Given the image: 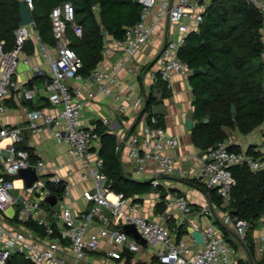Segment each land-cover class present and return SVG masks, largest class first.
Here are the masks:
<instances>
[{"label": "built area", "instance_id": "1", "mask_svg": "<svg viewBox=\"0 0 264 264\" xmlns=\"http://www.w3.org/2000/svg\"><path fill=\"white\" fill-rule=\"evenodd\" d=\"M139 1L144 5L140 20L126 26L122 38H115V44L122 52L120 56L105 69L94 67L88 75L79 72L82 59L70 46L66 34L69 24L75 34H82V26L75 23V9L71 1L54 6L50 12L54 43L40 40L39 52L48 64V75L41 87L36 82L25 85L14 78L24 43L31 36L32 23L18 26L12 48L6 49L0 43V115L7 108L4 103L6 96L12 95L18 101L33 100L41 94V90L52 105L60 107V112L55 115L43 106H23L26 114L24 124L0 126V142L5 137L10 139L0 146V264H8L14 254L23 255L33 264H109L111 259H122L126 251H137L142 245L165 264H238L233 260L227 240L213 222L193 224V229L200 230L203 235L201 247L194 248L178 238L160 220L139 213L137 201L111 187L103 169L102 157L99 154L92 157V145L100 135L83 125L82 114L86 103L82 96L83 84L93 82L96 91H102L118 102L116 109L119 113L126 112L125 100H129L130 96L115 92L111 84L126 65V59L134 56L151 36L159 17L166 15L181 34L167 40L155 65L147 68L152 81H162L171 89L172 72L190 74L192 71L178 51L185 35L202 20V11L209 0H176L173 3L161 0L155 17L150 21L146 19L147 14L157 0ZM251 1L258 3L264 13V1ZM25 3L32 9L33 0H25ZM111 49V45L104 44L103 55H107ZM260 55L264 60V48ZM33 72L39 75L42 70L39 65H34ZM71 80H78L81 84L74 86ZM95 93L90 89L87 95L90 98ZM147 96L144 94L134 99L133 104L138 110L144 107ZM101 120L104 124L110 123L107 116ZM51 124L56 125L53 128L54 138L58 142L68 143L69 153L82 158L87 165L86 176L92 179L93 185L83 191V196L89 202L84 210L76 211L66 200L70 183L62 176L52 174L47 180L40 177L39 170L44 167L41 159L34 164L37 179L30 186L22 183L20 188L23 192L16 191L19 187L15 184L14 174L20 168L33 165L30 153L18 146L23 140V132L40 131ZM228 141L220 140L209 146L195 174L207 189L217 190L222 197V206L229 204L232 198V187L236 182L232 173L234 165L247 162L253 170L264 169V139L256 147L262 152L257 157L247 155L243 150L231 149ZM123 142L128 145V153L136 161L135 172L138 175L145 176L149 160L157 164L149 178L152 186L160 185L162 175L183 173L182 168L175 164L172 154L178 145V138L166 132L156 115L147 117L139 132L121 138L117 149ZM2 149L5 153H1ZM49 182L61 185L62 191L54 193L48 186ZM50 194H56L54 203L46 199ZM164 200L166 206H175L184 215L192 209L182 193ZM12 206L19 207L9 218L4 213ZM202 213L214 216L211 202L203 206ZM121 220L136 227L143 243L130 237L120 226ZM220 222L226 228L232 224L235 235L244 243L250 224L247 219L225 210ZM259 241L258 250L263 258L252 260L251 264H264V234L260 235ZM103 242L109 246L103 245Z\"/></svg>", "mask_w": 264, "mask_h": 264}, {"label": "crops", "instance_id": "2", "mask_svg": "<svg viewBox=\"0 0 264 264\" xmlns=\"http://www.w3.org/2000/svg\"><path fill=\"white\" fill-rule=\"evenodd\" d=\"M160 1L157 0L156 4L148 11L146 18L148 21L155 17ZM168 1L173 3L176 0ZM31 23L32 32L30 38L33 40V50L32 52H26L25 50L21 52V59L14 78L22 84L32 85L36 82L41 87L48 75V64L39 52V43L43 39L35 27L34 21ZM192 29H198V25H193ZM261 32L264 40V24ZM180 34L176 24L171 22L166 15L159 17L151 36L143 47L134 56L126 59V65L120 69L117 79L111 84L115 92L130 96L129 100H125L127 104L126 112L119 113L116 109L118 102L114 98L104 94V92L96 91L93 82L88 81V83L83 84L82 96L86 99V103L83 108L82 122L84 126L92 129L105 126L107 132L115 134V152L117 153L123 173L139 181L149 180L153 175L154 169L157 168V164L149 160L146 163L145 176H140L135 172L136 161L129 155L128 145L123 142L117 149V144L121 138H126L132 133L139 132L142 125L146 122L147 113L141 115V111L133 104L137 96L152 94L159 102H162L165 107V113H156L154 110L152 112L153 115L157 116L158 122H161L159 124L165 128L166 132L178 138V145L172 150V154L175 158V164L182 168L183 173L162 175L158 187L151 185L150 190L137 193L129 198L137 201L139 213L149 218L160 220L163 224L169 226L176 236L180 234L178 237L194 248L201 247L202 243L197 242L192 236V231L194 230L193 224L198 223L203 225L207 222H213L227 240L232 250L231 255L233 260L238 264H251L252 260L263 258V254L258 250V245L260 243V235L264 234V214L258 217L249 229L248 237L243 243L232 230V224H229L228 228L221 224V217L225 212L224 206L212 200L210 194L198 180H188L195 177L198 165L202 161L206 150L197 145L193 136V127L188 128L186 123L187 113L190 109H193L194 97L189 78L192 71L190 74L172 72V88L170 89L165 86V90L169 91V93L163 95V87L152 81L147 70L149 66L155 65L157 56L166 41L177 38ZM104 44L111 45L112 49L104 56L102 48L101 58L95 66L100 69H105L110 62L116 60L122 53L115 44V38L108 33L104 35ZM34 65L40 66L42 70L41 74H34ZM70 83L74 86L81 84L78 80H71ZM90 89L95 90L96 93L93 97L89 98L87 93ZM4 103L7 108L0 115V126L5 124H24L26 114L23 106H43L55 115L60 112V107L52 105L42 90L41 94L33 100L18 101L12 95H8L4 98ZM105 116L109 118V124L102 122L101 119ZM55 126V124H51L45 126L40 131L25 130L23 132V139L26 141L25 143L21 141L18 146H22L21 148L26 149L30 153V161L33 163V166L37 159H41L44 162V167L39 170L40 177L47 180L50 175L58 174L70 183L66 200L72 204L76 211H81L89 205V202L83 196V191L92 187L93 181L90 177L86 176L88 168L84 160L69 153L68 143L58 142L54 138L53 128ZM228 133L226 140H229V144L237 145L241 150L246 152L249 145H258L263 140L264 122L248 133H242L237 127L228 129ZM9 140L8 137L3 138L0 146H4ZM100 147L101 141L99 137L92 145V157L99 154ZM1 153H5V150L2 149ZM13 178L15 179V184L19 187L16 191L23 192V189L20 188L22 183H24L23 178L14 176ZM58 185L56 183H48V186L54 193L57 191L53 187ZM177 193L184 194L191 204L192 209L186 215L182 214L175 206H166L165 204L164 199L166 197L174 196ZM207 202L212 203L214 216L213 214L205 215L202 213L203 206ZM18 207H9L6 210L7 214L4 213L5 216L11 218L16 213ZM120 226L128 232L130 237L143 243L133 224L121 220ZM103 245L109 246L107 242H103ZM128 255L122 259H111L109 264H165L161 263L158 256L153 255L152 251L144 245L137 251H131Z\"/></svg>", "mask_w": 264, "mask_h": 264}, {"label": "trees", "instance_id": "3", "mask_svg": "<svg viewBox=\"0 0 264 264\" xmlns=\"http://www.w3.org/2000/svg\"><path fill=\"white\" fill-rule=\"evenodd\" d=\"M64 1L72 2L75 23L82 26L81 35L75 34L71 24L66 34L70 46L82 59L79 72L83 75H88L100 60L105 33L122 38L125 27L139 21L144 8L139 0H33V21L46 42L55 41L50 12ZM19 24L18 0H0V43L6 49L14 46ZM263 24L264 13L255 1L209 0L202 11L198 29H191L185 35L178 53L191 69L203 67L212 61L206 71L189 75L194 97L193 136L197 145L204 150L220 140H226L228 129L237 127L242 133H248L264 122V60L260 55L264 48ZM33 46V40L29 38L23 50L32 52ZM158 84L163 86V95H167L169 91L165 90L164 83L159 81ZM158 102L149 94L141 115L147 113L148 118L153 115V106ZM232 103L235 111L230 109ZM205 118L208 121L205 122ZM94 130L100 135L99 155L111 187L122 191L126 197L150 190V180L139 181L123 173L115 152V134L107 132L105 126ZM257 146L249 145L246 154L255 157L261 155L262 152L255 148ZM229 147L241 150L234 144ZM232 173L236 182L232 187L231 201L224 209L249 221L246 239L249 229L264 214V169L253 170L245 162L234 165ZM188 180L197 181V178ZM53 188L59 193L63 189L61 185ZM204 188L212 200L221 204L222 197L216 189ZM129 253L126 251L124 255ZM8 264L33 263L21 254H14Z\"/></svg>", "mask_w": 264, "mask_h": 264}, {"label": "water", "instance_id": "4", "mask_svg": "<svg viewBox=\"0 0 264 264\" xmlns=\"http://www.w3.org/2000/svg\"><path fill=\"white\" fill-rule=\"evenodd\" d=\"M171 3V2H170ZM19 5V17H20V25L27 24L33 21V16L31 13V9L26 5L25 0H18ZM102 28H104L102 26ZM212 61H209V63L203 67L194 68L192 69V75H195L201 71H206L208 69V65H211ZM231 111H235L236 107L232 103L230 106ZM153 110L156 113H165V107L162 102H158L153 106ZM193 109H190L187 113V127L192 128L193 127ZM204 121H208V118H205ZM25 139L22 140V142L25 143ZM14 177H21L24 180V183L26 186H30L35 179H37L38 174L36 171L35 166L30 165L27 167L20 168L15 174ZM48 201L51 203H54L56 200V194H50L46 197ZM192 236L195 238L197 242H201L203 239L202 232L200 230H193Z\"/></svg>", "mask_w": 264, "mask_h": 264}, {"label": "rangeland", "instance_id": "5", "mask_svg": "<svg viewBox=\"0 0 264 264\" xmlns=\"http://www.w3.org/2000/svg\"><path fill=\"white\" fill-rule=\"evenodd\" d=\"M261 143V142H260ZM5 214H7V212H5Z\"/></svg>", "mask_w": 264, "mask_h": 264}]
</instances>
